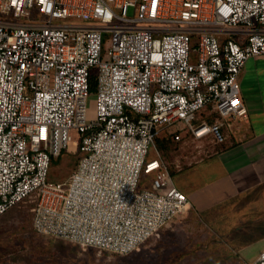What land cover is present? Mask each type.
<instances>
[{
	"label": "built area",
	"instance_id": "built-area-1",
	"mask_svg": "<svg viewBox=\"0 0 264 264\" xmlns=\"http://www.w3.org/2000/svg\"><path fill=\"white\" fill-rule=\"evenodd\" d=\"M260 55L264 0H0V217L29 205L40 236L138 251L190 209L155 135L221 143L223 124L198 115L245 118L239 75ZM72 130L76 166L51 181Z\"/></svg>",
	"mask_w": 264,
	"mask_h": 264
},
{
	"label": "crops",
	"instance_id": "crops-1",
	"mask_svg": "<svg viewBox=\"0 0 264 264\" xmlns=\"http://www.w3.org/2000/svg\"><path fill=\"white\" fill-rule=\"evenodd\" d=\"M239 84L246 117L219 119L208 106L198 118L220 121L223 141L195 140L187 151L180 143L171 162L172 178L180 177L174 185L210 229L212 256L225 264H249L264 249V55L246 60Z\"/></svg>",
	"mask_w": 264,
	"mask_h": 264
},
{
	"label": "rangeland",
	"instance_id": "rangeland-1",
	"mask_svg": "<svg viewBox=\"0 0 264 264\" xmlns=\"http://www.w3.org/2000/svg\"><path fill=\"white\" fill-rule=\"evenodd\" d=\"M109 47V36H105L102 59L106 60ZM196 53H192L194 61ZM87 107L92 116L94 98L89 97ZM72 141L60 157L52 161L49 170L51 181H63L75 168L77 156V131L70 132ZM180 143L188 146L193 142L191 136L184 137L180 132ZM199 142L212 147L214 140L211 136ZM170 146L163 154V160L168 163L173 174V157L181 152V145ZM194 147V145H193ZM174 175V184L180 177ZM151 177L143 175L141 185L150 187ZM210 229L206 227L199 216L187 211L176 218L159 237L145 242L138 251L126 256L111 255L98 252L93 248H81L60 239L40 236L33 232L31 213L27 205L10 209L0 217V264H225L220 258L212 256L208 243Z\"/></svg>",
	"mask_w": 264,
	"mask_h": 264
},
{
	"label": "trees",
	"instance_id": "trees-1",
	"mask_svg": "<svg viewBox=\"0 0 264 264\" xmlns=\"http://www.w3.org/2000/svg\"><path fill=\"white\" fill-rule=\"evenodd\" d=\"M94 91H95V82H94V79L92 77L89 80V92L92 95L94 93ZM198 120L200 121L201 119H198ZM207 123L212 124L213 121L207 122ZM180 132L184 133V135H185L184 137H186V138H188L190 136V134L188 132H186L185 130H179L176 128L165 129V130L160 131L158 134L155 135L154 144H155L156 149L158 150V152L162 156V159H163V154L170 150V146H174V145L176 146V144H180V138L179 139L176 138ZM75 161L77 162V156L75 157ZM165 163L168 165L167 162H165ZM75 166H76V163H75ZM169 171H170V167H169ZM170 173H171V171H170ZM48 179H49V177H48ZM27 207L29 210V205H27Z\"/></svg>",
	"mask_w": 264,
	"mask_h": 264
}]
</instances>
